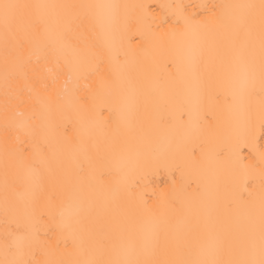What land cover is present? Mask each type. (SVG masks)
<instances>
[{
    "label": "snow or ice",
    "instance_id": "obj_1",
    "mask_svg": "<svg viewBox=\"0 0 264 264\" xmlns=\"http://www.w3.org/2000/svg\"><path fill=\"white\" fill-rule=\"evenodd\" d=\"M195 7L0 0V264H264V0Z\"/></svg>",
    "mask_w": 264,
    "mask_h": 264
},
{
    "label": "bare ground",
    "instance_id": "obj_2",
    "mask_svg": "<svg viewBox=\"0 0 264 264\" xmlns=\"http://www.w3.org/2000/svg\"><path fill=\"white\" fill-rule=\"evenodd\" d=\"M35 2V0H33ZM40 2L45 3H128V4H134V3H146L150 5H157L159 3H184L192 5L193 8L190 9V11H198V9L195 7L199 4H211V3H247V2H258V0H40ZM84 39L91 45H96L97 49L99 48V42L96 40L95 36L91 32H86ZM49 67L54 68V65L50 64ZM214 70V64L210 60L208 71ZM158 71L163 75L165 74V69L161 65ZM109 73V65L107 61L101 65L100 67V75L93 77L89 83L92 84L93 88H96L99 83L102 76H106ZM217 114L220 116V118L223 120L227 115V110L223 107L216 109ZM261 143H264V140H261ZM177 178H179V174H177ZM169 174L167 172H161V174L157 177H153V182L155 184H158L160 186H164L167 182H169ZM191 180H194L195 177L190 178ZM202 182L210 183L212 180V177H202Z\"/></svg>",
    "mask_w": 264,
    "mask_h": 264
}]
</instances>
